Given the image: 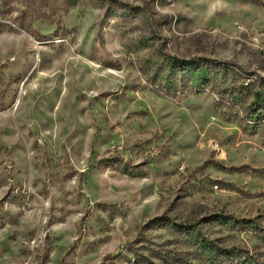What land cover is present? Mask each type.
<instances>
[{
    "label": "rangeland",
    "instance_id": "rangeland-1",
    "mask_svg": "<svg viewBox=\"0 0 264 264\" xmlns=\"http://www.w3.org/2000/svg\"><path fill=\"white\" fill-rule=\"evenodd\" d=\"M258 91L264 0H0V264H264Z\"/></svg>",
    "mask_w": 264,
    "mask_h": 264
},
{
    "label": "trees",
    "instance_id": "trees-1",
    "mask_svg": "<svg viewBox=\"0 0 264 264\" xmlns=\"http://www.w3.org/2000/svg\"><path fill=\"white\" fill-rule=\"evenodd\" d=\"M182 66L192 69L195 66V64L192 62L185 61V64H183ZM195 81L197 80L195 79ZM237 93H238V96H237L238 98L241 97V95H243L242 91H238ZM255 95H256V100L253 103H251V110L253 113H256V116H254L255 118H260L263 112L261 109H263V105H264L263 93L258 91L255 93ZM251 258H252L251 256H248V257L245 256L244 258L243 256H240L238 259L242 264H247L249 263L248 260H250ZM254 264H258V263L254 261Z\"/></svg>",
    "mask_w": 264,
    "mask_h": 264
}]
</instances>
